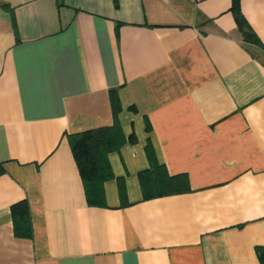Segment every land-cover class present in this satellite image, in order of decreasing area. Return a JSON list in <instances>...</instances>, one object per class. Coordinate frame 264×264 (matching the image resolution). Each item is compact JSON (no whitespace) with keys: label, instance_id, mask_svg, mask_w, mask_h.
<instances>
[{"label":"crops","instance_id":"0c3cea01","mask_svg":"<svg viewBox=\"0 0 264 264\" xmlns=\"http://www.w3.org/2000/svg\"><path fill=\"white\" fill-rule=\"evenodd\" d=\"M231 6L0 0V264H260L264 0H239L256 42ZM114 120L90 204L68 135Z\"/></svg>","mask_w":264,"mask_h":264},{"label":"trees","instance_id":"16d2710c","mask_svg":"<svg viewBox=\"0 0 264 264\" xmlns=\"http://www.w3.org/2000/svg\"><path fill=\"white\" fill-rule=\"evenodd\" d=\"M231 12L245 40L256 42L254 34L248 28L240 12L239 0H232ZM111 95L112 101H115L114 94ZM130 140L133 141V138ZM68 141L82 179L87 201L90 204L97 203L99 200H95V198H99L102 182L111 177L107 154L117 150L125 142L122 131L117 121L114 120L110 127L94 128L68 135ZM149 155L151 156V154ZM144 197H148L145 189ZM10 211L16 235L30 236L31 228L27 201L21 200L12 204ZM257 255L260 264H264V247L257 248Z\"/></svg>","mask_w":264,"mask_h":264},{"label":"built area","instance_id":"2783aa9c","mask_svg":"<svg viewBox=\"0 0 264 264\" xmlns=\"http://www.w3.org/2000/svg\"><path fill=\"white\" fill-rule=\"evenodd\" d=\"M195 2L201 1V0H194Z\"/></svg>","mask_w":264,"mask_h":264}]
</instances>
